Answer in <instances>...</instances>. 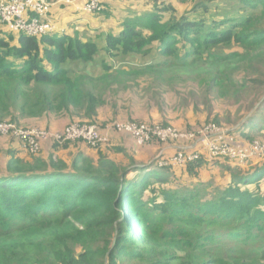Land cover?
Masks as SVG:
<instances>
[{"label": "trees", "instance_id": "16d2710c", "mask_svg": "<svg viewBox=\"0 0 264 264\" xmlns=\"http://www.w3.org/2000/svg\"><path fill=\"white\" fill-rule=\"evenodd\" d=\"M171 3H149L144 21H123L103 46L79 33L35 37L0 22L8 30L0 35V123L21 127V119L63 112L94 123L85 118L94 120L116 81L108 75L116 64L104 62L98 90L92 69L101 55L130 67L119 76L148 77L161 92L168 83L184 104L186 89L196 113L264 97V0H193L185 13ZM192 67L198 74L182 75ZM240 129L248 141L264 131V100ZM22 151L8 149L0 165V264H264V164L248 172L224 165V189L199 183L203 164H190L184 173L196 184L173 189L166 186L175 172H141L135 181L141 169L103 153L94 161L79 151L67 162ZM146 192L154 196L146 200Z\"/></svg>", "mask_w": 264, "mask_h": 264}, {"label": "rangeland", "instance_id": "374dc122", "mask_svg": "<svg viewBox=\"0 0 264 264\" xmlns=\"http://www.w3.org/2000/svg\"><path fill=\"white\" fill-rule=\"evenodd\" d=\"M52 1L54 2L56 0H50V2H52ZM66 1L74 2V0H66ZM76 1H78L80 3L79 4L80 6H82V4H83L84 6H82V7H85V5L87 3H90L92 0H76ZM179 1H181V4H182V6L179 9V12L185 13L189 9V7L191 6L193 0H178V2ZM144 3H148V1H145V0H105L104 4L101 3L99 11L94 14L95 16L93 15L92 17H90V16L81 15L80 19L77 18L76 24L71 23V22L70 23L67 22V23L69 24V28L73 29L74 31H75V28H80L81 31H79V32L80 33L84 32V36H83L84 40L85 39L86 40H92V41L97 42L99 45H101V35H99V33L95 32L96 30L99 31V27H102V29H103L102 33H104V31H106L108 33L109 32L117 33V32H119V29H120L119 27L122 26L123 21H126L128 19L144 21L146 15L149 13L148 10H150V12H152L151 11L152 9H148L149 6H145ZM67 8H70V7L69 6H62L61 7L63 12H67L68 11ZM82 11H83V8H82ZM70 12H71V14H74L72 11H70ZM88 15H90V14H88ZM75 26H79V27H75ZM2 27H4V26H2ZM104 62L106 64H116L115 67H122V68L125 67V66H123V64L121 63L120 60L109 59L106 56L101 55L96 61L95 69H92V71H94L96 73V75H94V76L99 77L96 79V81H97V83H99L98 90H100V91H103L104 87H105L104 84L101 83V80H100L103 77L102 76V74H103L102 64ZM198 71H199L198 69H196L195 67H192V68L187 69L182 75L185 77L192 76L194 74H198L197 73ZM111 72L112 71H110L108 73V75H113L115 77L116 71H115V73L114 72L111 73ZM112 84H114V83H111V85ZM174 84L177 85L176 88H181V89L186 88L185 83L182 84L181 86L178 85V82H175ZM109 86H110V84L105 87L106 92H108L107 89ZM144 87H145V84L141 83V89L140 90L130 89V90L125 92V91H120L117 87H114V90L116 92H114L113 90H110V92H108V93L112 96V98L109 99L108 103L104 102V104L98 108V110H97L98 113L95 116V118L98 116V114L100 117L103 116L101 118H104V116H106L105 114H107V113L113 114V112L115 111L114 106L118 107V109L120 111L119 112L120 115L118 116V118H113V120H108L107 122H104V123L99 122L98 124L102 126V124L106 125L109 123H113V122L117 121V119L124 120L125 118H123V117L127 116V115L130 117V115L126 112V109L129 108L133 111L134 114H138L142 117H145L146 118L145 120H147V123H150V124L164 125L165 123H167L169 126L175 128V129H178V130L181 129L180 131H183V132H186V130L188 132H192V131L198 130L202 127H208L210 125H214V126L221 127L225 131H227L230 134V137L232 139L242 140L240 138V135H241L240 134V132H241L240 127L242 126V123L246 119H248L252 114L255 113V110H257L259 105L264 100V97L262 95L259 96V95L255 94L253 99H252V94L251 95H245L243 101H241L239 103H235L234 100H230L228 102L226 101L225 103L218 102V103H215V105L213 106L212 109L208 110V109L201 107L202 112L195 113L196 112L195 111L196 106L193 103H191V101L189 100V97H188L189 93H187L186 89H184L183 92L185 94H187L185 99L188 102L186 104H184L183 103V97H181V96L178 97L177 94L172 90V86H170L167 83L165 87H162V89L166 91V93L161 94L163 102H160L159 105H156L152 102L150 103L149 100H150L151 96H153V94H151V92H148L150 95V96H148L147 93H145V91H144V89H145ZM154 90L157 92L160 91V89H158V88H155ZM103 93H105V92H103ZM155 95H156V97H158L156 93H155ZM258 96H259V98H258ZM262 97H263V99H262ZM261 99H262V101L260 102ZM179 101L182 104L179 103ZM140 104H144V107H139ZM63 113L52 114L50 116L58 117L59 115H61ZM120 116H122V118ZM40 119H42V118H35V119L24 118V119H21V120H19L21 127L15 125L14 123L8 122V119H6L3 122L4 124L9 123V124H12V125L16 126L17 128L22 129V130H38L39 132L45 133L47 138H42V137L40 138L38 136H34L31 138V140H29V139L23 138L20 135H17L16 133H13V131H10L8 133H4V132L0 131V159H2L4 156L3 155L4 151H3L2 146H4L7 149L11 148V146L9 144L6 145L4 142H2L1 138L9 140V142H11L12 140H15L14 142L20 143L22 150H24V151L29 150L31 152H32L31 146L35 147V145L38 143L39 149L35 152H32L35 155H38L40 152H44V150L47 148L45 146L48 144V147L50 148L51 152H53L56 157H59L57 155V153L60 149H67L69 144H73L71 142H63V143L58 142L59 145H63V146H60L57 150H55L54 148H51V143L54 139H49V138L51 136L61 134L64 130L60 131V132H54L52 130L45 129V128H33V126H31V125L37 123L35 121H38ZM125 120H127V119H125ZM145 120H144V122H146ZM84 122H94V120L90 121V120L85 118ZM94 123H97V122H94ZM24 127H31L32 129H28V128H24ZM255 136H256V139L264 140V135H259V134L256 135L255 134ZM65 144H68V145H65ZM175 144H176V147L178 148L177 152L181 151L182 149H186V148L190 147V145L188 143H184V142L172 143V145H170V144H168V145L169 146H175ZM161 145L167 146L164 144H161ZM87 148L94 150V151H98L99 153H103L105 156H107L109 159H111V154L116 155L115 153L119 152L120 146L119 147L115 146V143L113 144V142H112L108 146L104 147L103 149H99V150L92 149L88 146H87ZM121 148H123V147H121ZM103 150H104V152L105 151L111 152V153H109L110 157L108 155H106L104 152H102ZM157 154H159V155L157 156V158L155 160H153L151 165H153L160 158L166 157V155H165L166 149H164L162 147L161 149H159ZM66 156L68 158L65 159V161L69 162L71 159L70 155L67 153ZM116 158L118 159L119 157H116ZM121 161L123 162L122 159H121ZM221 161L222 160H220L218 162L215 161L213 163L217 162L219 165H222V166L213 168L211 170L208 169L206 171L203 168V166H205V164L211 165V162H199V163H202L203 165L200 168H198L196 171L200 177L198 182L211 184L213 186V188L224 189L228 183V180L230 179L229 176H231V173L226 167H223V166L224 165L229 166L232 169H236L235 167H238V166L234 162H230L228 160H225L222 162ZM146 166H149V165H145L144 167H146ZM124 167L128 168V169L129 168H136L135 164L133 163L132 160L128 166H124ZM168 172H172V171H168ZM241 172H244V171L241 169ZM133 175L135 176L133 179L135 181L138 180L139 177H142L141 172H138V173L136 172ZM241 175H246V174L241 173ZM170 182H172V184H170L166 187L167 188H173V189H176V188L179 189L180 187H183V186L193 187V184H196L195 180L193 178H191L189 175L180 176V174H177V176L176 175L173 176V178L171 179ZM212 191H213V189H210L209 193L211 194ZM150 196H154V195L151 192H146V200L150 199L151 198ZM127 214L131 218V214H129V213H127ZM44 236L49 237L48 234H44ZM50 237H51V235H50ZM12 245H15L19 250H22L23 252L29 253V249H28L26 243H12ZM77 252L79 253L80 249H78ZM127 264H132V262H127Z\"/></svg>", "mask_w": 264, "mask_h": 264}, {"label": "built area", "instance_id": "2783aa9c", "mask_svg": "<svg viewBox=\"0 0 264 264\" xmlns=\"http://www.w3.org/2000/svg\"><path fill=\"white\" fill-rule=\"evenodd\" d=\"M155 3H168L173 0H150ZM52 3L49 0H0V22L10 31L25 33L29 36L55 34L56 25L51 17ZM101 3L92 0L83 7V12L94 15L99 11ZM0 131H13L25 139L31 140L38 136L47 138L45 133L38 130H22L9 123H1ZM130 135L138 145L143 147L154 143L172 144L177 142H193L195 149H182L172 157H162L156 165L164 167H188L199 162L215 161L234 162L239 166H246L253 162H264V140L232 139L223 128L210 125L192 132H183L173 127L159 124L118 122L109 123L106 127L98 123H73L61 134L51 136L52 142H81L88 147L99 150L111 143L112 132ZM32 152L39 149L38 143L31 146ZM221 161V162H222Z\"/></svg>", "mask_w": 264, "mask_h": 264}, {"label": "crops", "instance_id": "0c3cea01", "mask_svg": "<svg viewBox=\"0 0 264 264\" xmlns=\"http://www.w3.org/2000/svg\"><path fill=\"white\" fill-rule=\"evenodd\" d=\"M98 1L100 3H103V4L105 3V0H98ZM145 1H148V3H144L145 6H149L148 9H152V6L149 5V3H151V1L150 0H145ZM52 4L53 5H52L51 17H52V19L56 25L55 34H57V35L65 34V35L73 36L76 33H79L80 35L82 34L84 36V32L83 33L79 32V31H81L80 28H75V31H74L73 29L69 28V24H68L70 22L76 24L77 18L80 19L81 15L90 16V17L93 16V15H88L82 11V8H83L82 6H84V5L82 4V6H80L79 5L80 3L76 0H74V2L66 1V0H56L54 2L52 1ZM171 4H174V6L178 10L182 6L181 1L178 2V0H175ZM62 6H69L70 8H67V10H68L67 12H63V10L61 9ZM70 11H72L74 14H71ZM148 12L152 13V12H150V10H148ZM75 27H79V26H75ZM119 28H120L119 29V32H120L122 26ZM8 30L5 27H2L0 25V35H4L6 32L8 33ZM102 31H103L102 27H99V31L98 30L95 31V32L99 33V35H101V46H103V44H104L105 36L111 33V32L108 33L106 31H104V33H102ZM119 32L114 33V34H118ZM118 68L119 67H115L111 72V73H113V72L115 73V71H116L115 77L113 75H110L113 78H116V81L114 84H112L107 89L108 92H110V90H113L114 92H116L114 90V87H117L120 91H125V92L130 90V89L140 90L141 89V83H144L145 84V87H144L145 93H147L148 96H150L148 92H151V94H153V96H151V98L149 100L150 103L152 102L156 105H159L160 102H163L161 94L166 93V92L155 91L154 89L157 87H156V85L155 86L151 85L152 80L150 78H148V77L144 78V77H140V76L135 77L133 74H127V75L119 76V74H121V73L130 72V67L125 66L120 71H117ZM108 92H106L103 96L105 103H108L109 99L112 98V96ZM155 93L157 94L158 97H156ZM179 103H180V101H179ZM139 107H144V104H140ZM114 108H115V111L113 112V114L107 113V114H105L106 116H104V118H101L103 116L100 117L98 114L99 117L97 116L96 118H94V122H97V123L103 122L104 123V122H107L108 120H113V118H118V116L120 115L119 114L120 111H119L117 106L116 107L114 106ZM126 112L130 115V117L127 115V116L123 117L127 120L117 119V121H119V122L147 123V120H145L146 119L145 117H142L138 114H134L131 109L127 108ZM120 117L122 118V116H120ZM144 120L146 122H144ZM35 122H37V123L31 125V126H33V128H45V129L52 130L54 132H60V131L65 130L72 123H77L79 121L74 120L73 118H71V116H68V114L63 113V114L59 115L58 117L45 116L44 118H42L38 121H35ZM106 125L102 124L103 127H106ZM259 128H261V126H259ZM261 134L264 135V131H262L259 135H261ZM1 139H2V142H4L6 145L9 144L11 146L10 149L22 151V148H21V145L19 142H14V141L9 142V140H7V139H4V138H1ZM112 142H113V144L115 143V146H118V147L120 146V148H119V152L115 153L116 155L111 154V159H113L115 162H117L118 164H121L123 166H128L132 160L133 163L135 164V167L141 169V170H139V172H168V170L164 171V169H160L158 167L151 166V163L153 162V160H155L157 158V156L159 155L157 153H158L159 149H161L162 147L164 149H166V154H165L166 157L174 156L178 150V148L176 147V144H175V146H169V145L163 146L161 144L154 143L151 145L138 147L135 140L130 135L125 134V133H120V132H114V131L112 132V136H111V143ZM184 143H186V142H184ZM188 144L190 145V147H188V148H190V149L196 148L195 143L189 142ZM170 145H172V144H170ZM2 147H3V151H4L3 152L4 156L2 159H0V165L2 167H4L6 160H7V158L5 156V152L8 149L5 148L4 146H2ZM45 147H47V148L44 150L42 155H43V157L46 158L49 155V153H53V152H51L50 148L48 147V144ZM121 147H123V148H121ZM79 151L84 152L88 157H90L94 161H97L100 157V154H102V153H99L98 151H94V150L87 148V146L83 143H78L77 145L76 144H69L67 149H60L58 151L57 155L60 158L65 160L68 158L66 156L67 153L70 155V158H71L72 155H74L75 153H77ZM102 152H104V150ZM104 153L109 156L110 155L109 153H111V152L105 151ZM24 155L28 156L26 153H24ZM116 157H119L120 159L119 158L117 159ZM121 159L123 160V162L121 161ZM157 162H158V160L155 163H157ZM261 164H264V163L263 162H253V163H250L246 166L242 165V166H238V167L240 169H242L244 172H248L251 168L256 167L258 165H261ZM145 165H149V166H146L147 167L146 168V167H144ZM213 165L214 164H211V165L205 164V166H203V168L206 171L208 169L211 170L213 168L222 166V165H219V166H213ZM142 170H145V171H142ZM171 171L175 172L176 176H177V174H180V176H182V175L187 176L184 172H188L187 169L184 167H173L171 169ZM134 177L135 176L133 175V178ZM229 178L230 179L228 180L227 185L229 184V182L231 180V176H229Z\"/></svg>", "mask_w": 264, "mask_h": 264}]
</instances>
